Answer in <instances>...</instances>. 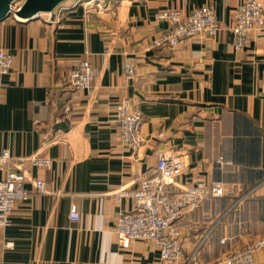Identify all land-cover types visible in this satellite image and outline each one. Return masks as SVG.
Returning a JSON list of instances; mask_svg holds the SVG:
<instances>
[{"label":"crops","instance_id":"crops-1","mask_svg":"<svg viewBox=\"0 0 264 264\" xmlns=\"http://www.w3.org/2000/svg\"><path fill=\"white\" fill-rule=\"evenodd\" d=\"M240 2L68 0L32 20L0 21V50L12 57L11 71L0 75V153L52 160L49 169L27 168L30 195L0 232V264H166L151 242L117 244V219L132 202L112 197L135 187L166 152L184 155L181 180L228 190L179 222L186 254L211 232L199 258L218 264L221 239L241 247L264 236V31L234 48L229 28ZM206 6L216 36L149 47L168 28L157 12ZM83 60L93 68L92 87L70 90L69 73ZM127 62L134 81L125 77ZM123 98L143 116L136 156L115 122ZM35 180L44 181L45 194ZM254 264H264V249Z\"/></svg>","mask_w":264,"mask_h":264},{"label":"built area","instance_id":"built-area-1","mask_svg":"<svg viewBox=\"0 0 264 264\" xmlns=\"http://www.w3.org/2000/svg\"><path fill=\"white\" fill-rule=\"evenodd\" d=\"M23 2L13 0L10 4L11 15L20 9ZM154 18L167 23L168 28L149 44L151 49H172L198 37L213 38L220 29L212 8L207 6L194 9L186 15L175 9L160 11ZM229 30L236 50L247 46L253 36L264 31L263 2L241 0ZM11 69V55L0 50V75L8 74ZM124 73L127 80H135L136 68L132 63L125 64ZM93 78L91 64L83 60L70 71L66 87L73 91H88ZM69 110V107L64 108V112ZM142 117L138 105L130 98L121 99L116 107L115 122L120 140L135 156L142 145ZM158 136L162 137V134ZM51 164L52 160L42 154L13 157L7 150L0 153V170L3 172L0 178V232L10 226L14 205L26 201L30 195L25 188L27 168L49 169ZM184 169V155L162 153L158 156L155 168L141 178L135 187L123 188L112 195L116 202L121 199L132 202L131 210L121 213L115 225L116 241L120 247L127 248L135 241L151 242L158 249L159 259L163 263L204 264L199 257L202 245L211 232L191 253L186 254L180 239L179 222L183 217L193 215L205 200L224 198L228 190L222 184H207L201 180L183 181L181 177ZM32 185L38 194L46 193L44 181L35 180ZM243 199L241 197L238 201ZM79 217L77 209L72 207L70 220L77 222ZM219 243L222 252L218 264H254L255 253L264 249V236L253 238L241 247L229 243L226 238Z\"/></svg>","mask_w":264,"mask_h":264},{"label":"water","instance_id":"water-1","mask_svg":"<svg viewBox=\"0 0 264 264\" xmlns=\"http://www.w3.org/2000/svg\"><path fill=\"white\" fill-rule=\"evenodd\" d=\"M68 0H24L20 9L13 13L19 20H32L38 14H49ZM13 0H0V21L11 15L10 4Z\"/></svg>","mask_w":264,"mask_h":264}]
</instances>
